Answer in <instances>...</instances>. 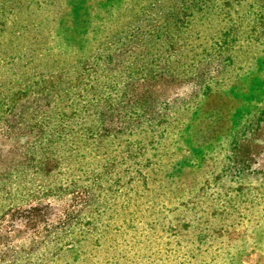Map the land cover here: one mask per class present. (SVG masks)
<instances>
[{"label": "rangeland", "instance_id": "1", "mask_svg": "<svg viewBox=\"0 0 264 264\" xmlns=\"http://www.w3.org/2000/svg\"><path fill=\"white\" fill-rule=\"evenodd\" d=\"M0 264H264V0H0Z\"/></svg>", "mask_w": 264, "mask_h": 264}, {"label": "clouds", "instance_id": "2", "mask_svg": "<svg viewBox=\"0 0 264 264\" xmlns=\"http://www.w3.org/2000/svg\"><path fill=\"white\" fill-rule=\"evenodd\" d=\"M185 87H187V86H185Z\"/></svg>", "mask_w": 264, "mask_h": 264}]
</instances>
